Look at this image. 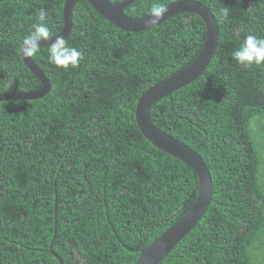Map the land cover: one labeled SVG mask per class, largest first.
I'll use <instances>...</instances> for the list:
<instances>
[{"label":"trees","instance_id":"1","mask_svg":"<svg viewBox=\"0 0 264 264\" xmlns=\"http://www.w3.org/2000/svg\"><path fill=\"white\" fill-rule=\"evenodd\" d=\"M172 1L136 0L124 12L142 17ZM198 1L219 23L214 57L149 117L201 154L214 189L159 264H264V65L232 58L247 35L264 38V0ZM63 4L0 0V92L42 87L23 62V40L41 8L50 36L60 32ZM205 33L192 13L126 32L77 0L65 41L83 53L79 65L57 67L40 46L32 58L50 91L0 101V264H58L53 252L62 264H134L138 248L186 212L197 175L144 137L135 109L146 89L198 55Z\"/></svg>","mask_w":264,"mask_h":264},{"label":"water","instance_id":"2","mask_svg":"<svg viewBox=\"0 0 264 264\" xmlns=\"http://www.w3.org/2000/svg\"><path fill=\"white\" fill-rule=\"evenodd\" d=\"M87 1L99 15L126 32L148 30L182 13L198 15L205 24V40L198 55L184 68L146 89L138 97L135 109L137 125L144 137L157 148L186 162L194 170L198 180L196 197L186 212L149 245L138 248L140 255L134 264H159L204 216L211 203L214 186L211 171L201 154L177 137L157 127L149 117V109L158 100L170 96L203 74L216 52L220 36L219 23L212 9L198 0H175L168 3L164 6L167 12L156 24L147 23L151 13L142 17H132L124 12L125 8L136 0L116 3L110 0ZM76 2L77 0H64L61 31L42 41L40 46H50L57 36L66 39L70 35ZM21 56L26 66L41 81L42 87L30 91L0 92V101L38 99L46 95L52 87L46 73L34 59L26 58L22 53ZM53 255L57 258L58 264L63 263L59 255L55 252Z\"/></svg>","mask_w":264,"mask_h":264},{"label":"clouds","instance_id":"3","mask_svg":"<svg viewBox=\"0 0 264 264\" xmlns=\"http://www.w3.org/2000/svg\"><path fill=\"white\" fill-rule=\"evenodd\" d=\"M167 8L154 3L147 23L156 24L163 19ZM39 22L32 25V30L23 40L21 53L26 58L35 55L42 41L50 38V30L45 23L47 12L41 8L38 13ZM48 58L57 67L67 69L77 67L83 59V53L76 47L69 46L63 36H57L48 49ZM232 58L241 66L264 65V38L247 35L240 46L232 52Z\"/></svg>","mask_w":264,"mask_h":264}]
</instances>
